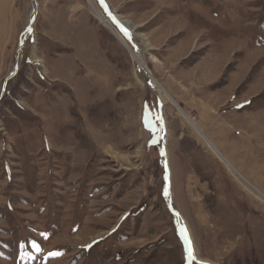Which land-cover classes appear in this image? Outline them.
Wrapping results in <instances>:
<instances>
[{"label": "rangeland", "instance_id": "1", "mask_svg": "<svg viewBox=\"0 0 264 264\" xmlns=\"http://www.w3.org/2000/svg\"><path fill=\"white\" fill-rule=\"evenodd\" d=\"M93 2L186 116L87 0H0V264H264V0Z\"/></svg>", "mask_w": 264, "mask_h": 264}, {"label": "bare ground", "instance_id": "2", "mask_svg": "<svg viewBox=\"0 0 264 264\" xmlns=\"http://www.w3.org/2000/svg\"><path fill=\"white\" fill-rule=\"evenodd\" d=\"M92 8V11L94 12L95 16L100 20L101 23H103L104 25L107 26V28L111 31H113L114 35L117 37V39L126 47V49L129 51L131 57L133 58V60L138 64L139 68H141L143 71L145 70V74L146 76L151 80V87L152 89L157 93L159 99H160V105H161V110L163 113L164 110V106L165 104L168 103H172L173 105H175L176 109L181 113V114H185L180 107L177 105V103L172 99L171 95L168 93V91H166L165 88H163L160 83L154 78L152 77L150 70L147 68V65L145 63V57H144V53L143 51H141L138 47H135V49L131 48L128 44V42L123 38V36L113 27V25L109 22L108 18H106L105 15H103V13L101 12V10H99V8L94 4L93 0H87ZM120 20V19H119ZM122 20V19H121ZM120 20V21H121ZM123 23V22H122ZM31 26V25H30ZM32 29V28H31ZM30 31V30H29ZM186 116V114H185ZM164 121H165V115H162ZM188 122L194 127V129L197 131L198 134H200L201 136H203L206 139V136L204 134H202V132L200 130L197 129V124L191 123L189 120ZM199 128V127H198ZM199 136V135H198ZM209 139V138H208ZM211 139H209V141L206 139V143L209 147H211V149L213 150V152L216 154V156L218 158L221 159V161H223V163L225 164V162L227 161V158L224 156V153L222 154L221 151L218 149V147L210 141ZM229 169V168H228ZM236 171V169H235ZM242 177V176H241ZM253 187V186H252ZM248 188V187H247Z\"/></svg>", "mask_w": 264, "mask_h": 264}, {"label": "crops", "instance_id": "3", "mask_svg": "<svg viewBox=\"0 0 264 264\" xmlns=\"http://www.w3.org/2000/svg\"><path fill=\"white\" fill-rule=\"evenodd\" d=\"M222 128L220 127V124L218 125V132H219V135H221L222 133H224L223 135H226L227 136V140H225V142H224V151H225V153H224V156L228 159V157L230 158V159H233L234 158V156H237V155H235L234 154V151H231V150H229V148L227 147V146H230L232 149L233 148H236L237 147V149H239V147H240V143H237L236 141H235V139H240V136L238 137V138H236L235 137V133H232V135L231 134H229V132L225 129V128H223L222 130H221ZM238 132V131H237ZM243 132H245V131H243ZM241 133V135H243L244 137H245V134H247V133H242V132H240ZM245 138H247V137H245ZM212 139V138H211ZM214 139V138H213ZM212 139V141H214V140H216V139H214L213 140ZM247 139H249V138H247ZM214 143L216 144H219L218 146L222 149V147H221V144H220V142L218 141V139L216 140V141H214ZM226 143H228L229 145H226ZM216 144V145H217ZM219 147H218V149H219ZM223 149H222V151H223ZM220 150V149H219ZM221 151V150H220ZM222 151H221V153H222ZM238 151V150H237ZM232 152H233V154H232ZM223 154V153H222ZM228 156V157H227ZM234 161H237L235 158L233 159Z\"/></svg>", "mask_w": 264, "mask_h": 264}, {"label": "snow or ice", "instance_id": "4", "mask_svg": "<svg viewBox=\"0 0 264 264\" xmlns=\"http://www.w3.org/2000/svg\"><path fill=\"white\" fill-rule=\"evenodd\" d=\"M121 30L124 32L125 36H128L130 38V33L127 31V29L121 28ZM184 231V237H185V242L188 246V252H189V256H192V246H191V241L189 240L188 236H187V232L186 230ZM53 255H58L56 253H53Z\"/></svg>", "mask_w": 264, "mask_h": 264}, {"label": "water", "instance_id": "5", "mask_svg": "<svg viewBox=\"0 0 264 264\" xmlns=\"http://www.w3.org/2000/svg\"><path fill=\"white\" fill-rule=\"evenodd\" d=\"M36 2H37V0H35ZM29 30H30V28H28L26 31H25V33H24V35H23V41L25 40V38L27 37V35H28V33H29ZM150 73V72H149Z\"/></svg>", "mask_w": 264, "mask_h": 264}]
</instances>
